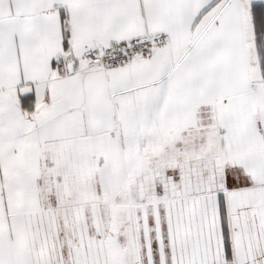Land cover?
<instances>
[{
	"label": "snow or ice",
	"instance_id": "snow-or-ice-1",
	"mask_svg": "<svg viewBox=\"0 0 264 264\" xmlns=\"http://www.w3.org/2000/svg\"><path fill=\"white\" fill-rule=\"evenodd\" d=\"M0 264H264V0H0Z\"/></svg>",
	"mask_w": 264,
	"mask_h": 264
}]
</instances>
